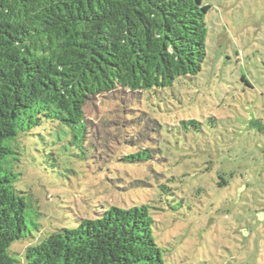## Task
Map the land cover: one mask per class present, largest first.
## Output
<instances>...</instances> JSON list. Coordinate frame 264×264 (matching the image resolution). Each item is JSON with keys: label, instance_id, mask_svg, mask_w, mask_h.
Returning <instances> with one entry per match:
<instances>
[{"label": "rangeland", "instance_id": "374dc122", "mask_svg": "<svg viewBox=\"0 0 264 264\" xmlns=\"http://www.w3.org/2000/svg\"><path fill=\"white\" fill-rule=\"evenodd\" d=\"M204 3L198 74L89 99L83 159L53 127L22 145L16 186L30 206L15 258L102 208L144 204L166 262L264 264V128L252 124L264 125V0ZM143 149V161L122 159Z\"/></svg>", "mask_w": 264, "mask_h": 264}, {"label": "trees", "instance_id": "16d2710c", "mask_svg": "<svg viewBox=\"0 0 264 264\" xmlns=\"http://www.w3.org/2000/svg\"><path fill=\"white\" fill-rule=\"evenodd\" d=\"M204 1L0 0V264H171L144 204L102 208L45 234L18 260L10 245L27 237L30 202L15 167L25 142L48 127L85 158L91 125L84 106L92 97L198 74L206 57ZM148 157L143 149L122 159Z\"/></svg>", "mask_w": 264, "mask_h": 264}]
</instances>
